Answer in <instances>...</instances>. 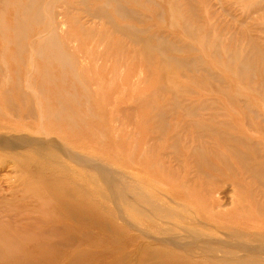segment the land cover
Here are the masks:
<instances>
[{
  "label": "rangeland",
  "instance_id": "rangeland-1",
  "mask_svg": "<svg viewBox=\"0 0 264 264\" xmlns=\"http://www.w3.org/2000/svg\"><path fill=\"white\" fill-rule=\"evenodd\" d=\"M0 66L5 136L45 140L60 164L0 151V264H64L37 246L79 232L97 254L79 264L107 262L133 235L106 232L119 213L149 230L97 183L109 171L131 194L186 195L196 215L210 189L219 226L264 235V0H0ZM62 185L90 193L84 226Z\"/></svg>",
  "mask_w": 264,
  "mask_h": 264
},
{
  "label": "bare ground",
  "instance_id": "bare-ground-1",
  "mask_svg": "<svg viewBox=\"0 0 264 264\" xmlns=\"http://www.w3.org/2000/svg\"><path fill=\"white\" fill-rule=\"evenodd\" d=\"M3 65L6 66V64ZM1 70L2 68L0 66V73L2 72ZM0 78L4 79L5 76L0 75ZM19 85V82L16 81L15 86L17 87ZM26 87H28L27 84ZM4 132H8V129L0 126V151L15 152L18 149L24 148L33 151L39 161L41 160L44 163H51L52 161L56 166L60 165L59 162L52 160L53 158L49 154V148L45 145V140L43 143H40L28 138L26 134L24 138H13L5 136ZM50 144H52L51 141ZM53 144L55 143L53 142ZM64 154L68 157H74L66 151H64ZM108 171L109 169L106 172ZM112 176L113 174L109 171L107 174L100 176L97 183L103 188L102 180L105 187H108L107 192L113 203H116L118 200L123 205H130L131 202L135 201V206H138L135 207V210L139 217L148 215V220L152 224H150L149 230L145 231L140 228L141 223L137 225L131 224L119 213V218L124 220V222L120 220L124 226L122 224L118 226V222L112 221L114 222V229L111 226H107L105 228L106 232L109 234V231L115 233L132 231L133 235L129 234V237L125 239L127 243L126 247L100 251L102 255L113 253L115 256L113 259L107 262H100L99 264H264V235L248 230H240L228 223L219 226L218 218L222 214L219 209L222 208V205L218 197L215 199L210 189H204L207 194V200L209 201L208 207L210 209L207 208V212L203 216L200 212L201 210L195 212L197 215L192 214L193 211H189V207L184 203L188 199L186 195L180 196V199H178L177 194L169 196L160 191H155L153 192V197H147L145 191L137 187L132 189L131 194L128 188L122 186L117 187L114 184L115 180ZM118 182L120 183L121 181ZM59 188L61 187L58 186L54 190L60 191ZM96 190L101 191L100 186ZM61 191L70 197L72 201L79 203L78 207L80 209L75 211L69 210L68 217L73 220L79 218L83 226L87 224L89 222L88 215L91 211L89 203L90 193L81 186L72 187L69 185H62ZM104 198L107 199V197ZM142 203L148 206V208L145 209L142 207ZM201 207L203 208L204 206L202 205ZM199 214L202 216H199ZM26 226L33 227L29 224V221ZM83 226L79 227V230H82ZM7 228L9 229V226ZM42 229L45 231L46 229L51 231L63 230L62 226ZM70 230L75 231L74 228L70 227L65 232H69ZM67 234L73 235L72 233ZM74 238L68 235L66 238L67 241L72 239L68 243L38 245L39 255L37 254L36 258L42 263L44 255H48L57 246L69 252V256L66 258L64 264H79L80 261L89 259V256L97 255L96 253L89 252L87 249H79L76 247L79 242L87 241L89 233L79 232L77 234V244H74ZM113 242L116 245L119 239H113ZM13 245L16 244L13 243Z\"/></svg>",
  "mask_w": 264,
  "mask_h": 264
}]
</instances>
